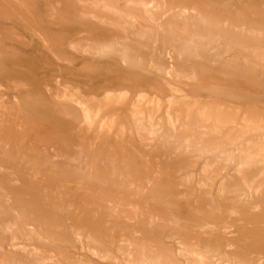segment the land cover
I'll list each match as a JSON object with an SVG mask.
<instances>
[{"label":"rangeland","instance_id":"374dc122","mask_svg":"<svg viewBox=\"0 0 264 264\" xmlns=\"http://www.w3.org/2000/svg\"><path fill=\"white\" fill-rule=\"evenodd\" d=\"M0 222V264H264V0H0Z\"/></svg>","mask_w":264,"mask_h":264},{"label":"bare ground","instance_id":"6f19581e","mask_svg":"<svg viewBox=\"0 0 264 264\" xmlns=\"http://www.w3.org/2000/svg\"><path fill=\"white\" fill-rule=\"evenodd\" d=\"M152 10H153V12H154V9H152ZM156 10H157V9H156ZM149 12H150V11H147V10H146L145 13H146L147 15H150ZM151 17H152V18H150V20H152L153 22H157L154 16H151ZM164 26H165V25H160L159 27L163 29ZM140 32H141V31H140ZM136 33H137V32H136ZM156 39H157V36H155V40H156ZM102 42H103V41H102ZM96 45H97V46H96L95 52H96L97 50L101 49V48L104 46V44H96ZM0 223H1V222H0ZM2 223H3V222H2ZM2 223H1V226H6V225H2ZM3 224H5V223H3ZM1 226H0V227H1Z\"/></svg>","mask_w":264,"mask_h":264}]
</instances>
